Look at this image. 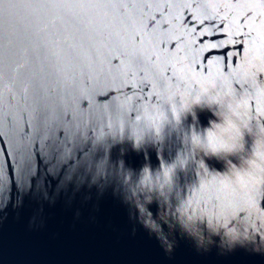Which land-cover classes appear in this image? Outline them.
Masks as SVG:
<instances>
[{
	"label": "water",
	"instance_id": "95a60500",
	"mask_svg": "<svg viewBox=\"0 0 264 264\" xmlns=\"http://www.w3.org/2000/svg\"><path fill=\"white\" fill-rule=\"evenodd\" d=\"M0 264H264V0H0Z\"/></svg>",
	"mask_w": 264,
	"mask_h": 264
}]
</instances>
